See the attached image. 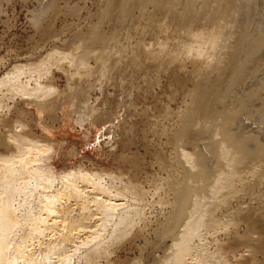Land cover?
<instances>
[{"label": "bare ground", "instance_id": "bare-ground-1", "mask_svg": "<svg viewBox=\"0 0 264 264\" xmlns=\"http://www.w3.org/2000/svg\"><path fill=\"white\" fill-rule=\"evenodd\" d=\"M133 1L143 22L140 36L147 32V36L157 38L160 29L166 31L167 23L156 22L153 17L161 10L175 31L182 29L176 40L171 37L178 40L173 41L175 45L168 40L173 47H165L168 30L166 35L162 31L163 41L147 44L141 37L127 52L130 42L124 47V40L117 36L125 53L117 41L109 45L117 37H108L100 29L91 28L80 44L72 46L73 51H61L59 59L39 63L34 68L14 64L0 79V88L2 85L5 88L0 90L3 102L0 107V264H96L101 258L109 259L108 252L100 251L102 238H109L104 236V228L112 227L108 231L111 234L106 232L111 237L116 232L121 236L129 234L136 221L134 218V222H127L131 215L127 218L126 210L130 209L126 207L131 201L132 204L145 201L141 185L133 180L125 182L112 173H104L109 180L105 185L80 170L63 169L58 177L51 159L60 142L50 139L46 128L57 115L61 118L66 115L65 118L69 117L80 127L97 125L101 118L109 117L94 105L99 99L93 104L89 102V91L103 87L106 79L111 80V72L118 71L123 64L129 65V69L153 70L154 86L162 75L179 84L176 93L170 90L173 95L167 96L168 103L175 104V110L168 106L164 111L165 120L171 123V133H166L165 128L155 130L156 134L167 135L173 150L171 159L160 162L165 172V177L160 178L161 185H166L164 193H171L172 197L165 198L169 215H165L158 232L160 237H165L163 240L170 237L172 244L162 258L154 260L156 264L234 263L231 259L237 257L233 253L235 249L227 254L220 252L221 256L209 249V239L216 240L215 234L221 231L226 243L245 249L252 263L264 264V12L263 19L256 21L249 13L253 12L252 6H259V0H205L200 4L198 0H119L121 9L125 7L129 11L120 10V13L129 15ZM150 5L155 12L148 8ZM178 8L181 10L177 11ZM36 15L31 14V18ZM38 15L40 20L42 14ZM240 15L247 18V23ZM128 17L122 18L128 20ZM30 20L33 24L35 21V27L41 26H36L39 21ZM251 24H257L256 28ZM128 29L130 32L135 27ZM127 31L123 32L124 38L135 32ZM54 71L65 76V90L61 92L49 84L53 82L50 79ZM200 74L202 78L194 81ZM143 75L147 76L146 72ZM232 92L236 97L225 106L220 96ZM5 100H11L12 105L7 106ZM31 107L35 108L43 131L39 137L33 135L28 124L34 112ZM15 112L16 117H11ZM57 178L59 183L55 182ZM127 198H130L128 204ZM214 244L219 252L222 242ZM108 248L105 245V250ZM259 254L263 257L259 258ZM234 260L239 264L238 259Z\"/></svg>", "mask_w": 264, "mask_h": 264}, {"label": "rangeland", "instance_id": "rangeland-1", "mask_svg": "<svg viewBox=\"0 0 264 264\" xmlns=\"http://www.w3.org/2000/svg\"><path fill=\"white\" fill-rule=\"evenodd\" d=\"M109 1L110 0L108 1L107 0H102V1L101 0H0V79L4 76L6 71L12 68L14 64L20 67L25 66L24 68H28L30 66L34 68L39 63H43V62L45 63L49 60L52 61L57 57H58L57 59H59L60 56L58 55H60L59 53L61 51H64L66 49L65 52H68L72 49V46L73 48H75L74 46L82 42L83 39L81 38H84L91 28L100 29V31L105 33L107 36L108 35L109 36L114 35L115 37L119 36V39L122 38L120 39V41L122 40L125 41V43L124 41H122L124 47L128 42H130L129 44L130 46L127 45L126 49L128 47H131V45H133V42L135 43L136 39L141 37L143 41L145 39V43L147 44L151 43L152 41L153 42L163 41L164 38L162 37H164L163 35L167 30L170 33L166 32L167 35L165 34L166 35L165 39L166 38L168 39L165 41L168 43L169 46H167L166 43L165 47L170 48L171 44L169 43L171 41L172 42L175 41L176 38L179 37V34L181 35L182 29L175 31L176 28H173L174 26L172 25L170 26L166 21L167 16H165L166 15L165 11L161 10V11H156V13L153 14V17L155 20L157 19L156 22L160 23V21L162 22L165 21L167 23L166 25L168 26L164 27L166 31H163L164 29L162 30L160 29L161 31L159 30L158 33L160 35L159 36L157 35L159 38L158 37L156 38V36H154L155 39L154 37L153 38L151 37L152 35L147 36L148 34L147 32H146L147 34L145 32H142L143 36L142 35L140 36L139 34H141L140 31L141 28L143 27L141 26V24L143 22H141L142 20L141 18L139 20L140 17L139 15L141 14L139 12L140 11L139 7L136 6L138 9L135 7L136 2L133 1L132 6H134L135 8L132 7L133 11L132 12L130 11L128 15L127 13L129 11L127 10L128 11L127 12L125 7H122L121 9L119 0H114V1L111 0L112 2ZM204 1L205 0H198L197 4H200ZM212 1L213 0H211L210 2ZM258 2H259L258 3L259 6L258 7L252 6L253 12L252 11L249 12L252 14V15L250 14V18L252 17V19L255 21L259 20L260 18L261 20L264 18V17L262 18L261 15L264 12L262 11L264 9L263 8L264 2L263 0H259ZM260 2L262 5L260 4ZM39 6L41 7L43 6V8ZM148 8L151 10L152 9L151 5ZM179 9L180 8H178L177 11L181 10ZM120 10L121 11L124 10L123 12L126 11L127 13L121 12L123 14L122 15L120 13ZM152 11L153 10H151V12ZM244 11L246 10L244 9ZM34 12L37 15L42 14L40 20L39 17L38 18L36 17L37 15ZM31 14L36 15L35 17L37 19H34L35 18L34 16H32L33 18H31ZM124 14L126 16H124ZM244 15H240L239 17L242 19L244 18V23H247V18ZM122 17L125 18L128 17L129 19L127 18L128 20H125V18ZM30 19L37 20L36 21L37 23L39 21L40 23L36 24V26L38 25L41 26L35 27L34 26L35 21L33 24V22ZM130 22L131 24L134 23L132 27ZM201 22H204V20ZM138 23L139 26L137 25ZM129 24L130 27L128 26ZM254 25L256 26L257 24ZM254 25L251 24L253 29L256 28ZM134 27L135 29H133ZM128 28H130L131 30L133 29L136 32V33L134 32L135 34L134 33L130 34V36L132 35L134 39H131L132 36L129 38L125 37L128 38L129 40L131 39L132 41L131 40L127 41L128 39L125 40L123 36L126 29L128 30L127 32H129ZM133 30L130 31L129 33L133 32ZM173 30L175 31L174 34L172 36H169L173 32ZM237 30L238 29L236 28V31ZM162 31L164 32V34L162 33ZM236 31L234 30V33ZM173 36L175 37V40H172L174 39ZM171 37L173 38L171 39ZM115 41H117V43ZM120 41L118 42V37L113 38L110 40L109 45H114L111 43H116L117 45L120 44V46H122L121 45L122 42ZM175 42H173L174 45ZM173 44L171 45V47H173ZM129 49H127L126 52ZM124 52H125V48H124ZM51 54L53 57H50ZM91 63L93 65L92 61ZM123 66L124 64L120 66V68H118V71L119 72L121 71L119 74L118 71L115 70L112 71L111 75L113 73L112 76L113 78L111 77V80L106 79L102 85L103 87H101L100 89L93 87L94 91L90 92L89 88H87L89 91V99H90L89 102L93 104L97 99H99V102L97 100L98 103L96 104L95 102L94 105L100 107L103 112L107 113V115L109 116L106 117L107 119L106 118L104 119L103 117L101 118L103 119V121H101L100 119L97 125L86 124L85 126L80 127L72 123L71 122L72 120L69 119V117L65 118L66 115L62 116V118L61 116L57 115L53 121L50 122L48 120L51 125L50 127L49 126L46 127L49 130L48 135L47 134L46 135L49 136L50 134L52 136V137L49 136L50 139L57 140L60 142L59 147H57L56 150L54 149L55 151L53 150L54 153L51 159L53 170L55 171V173H57L58 177L60 175L59 172L63 171V169L64 171L80 170L81 172L88 173L89 175H91L92 178H95L96 180L99 179L101 183L105 185V183L106 184L109 183V180L104 177V173H112L113 175H115L116 178L121 176L125 182H127L128 180H133L134 182L136 181V183L141 185V188H143L145 191V198H144L145 201L143 202L141 201V204L140 202L138 203L136 201V204L138 203L137 205L139 206H137V208L134 207L135 209L133 208L134 205L136 206L135 202H133L132 204V201L129 202L130 198L126 199L128 200L127 204L129 202V204L131 205L130 206L128 204V207H126V209L128 208L130 210L131 209L135 210V211L133 210L134 212L132 211L130 212V210L129 211L126 210L127 214L129 213L127 218H129L130 215L132 216V218L130 216L131 219L130 218L127 219L130 220L127 222L136 221L134 222L135 224L133 223L134 226L132 225V223H129L132 225V226L129 225L132 227V229L134 227L133 230L131 229V227H130L131 230L127 228V230L128 231L130 230L131 233L128 232L129 234H127L126 236H121L119 233L117 234L116 232L115 233L116 236L114 235L113 237H111L109 236L111 232L108 231H110V228L112 227L111 226L106 227L109 230L104 228L103 234L104 236L106 235L105 236L106 238L107 237L109 238H107L108 239L107 240L105 238H102L104 236H101V238L103 239L102 246L104 247L101 246L100 249L101 248L102 249L100 251L104 249L103 251H106V253L108 252L107 257L109 259L104 260V258H101L100 261L97 262L96 264L99 263L100 264H107V263L108 264H154V263L156 264V261L154 260H158L162 258L165 254L166 249L172 244V239L170 237H166V239L163 240L165 237H160L158 235V232L161 228L160 225L163 222H165L164 221L165 215L166 214L169 215L167 213L169 211L167 209L169 208L165 205V203H167L165 198L172 197L171 193H164L165 190L167 191V189L165 188L166 185H161L162 182L160 181V178L165 177L164 175L165 172L164 170H162L160 165L164 161L166 160L168 161L169 159H171L170 156L171 154H173L172 153L173 150L171 148L172 146L167 141L166 138L167 135L156 134L155 130L158 128L159 130L165 128L167 130L166 133L168 134L169 132L171 133V129H170L171 123L170 122L168 123L167 120H165L164 111L168 106L170 109L175 110V106H174L175 104L168 103L167 96L168 97L171 96L172 92L176 91L179 88V84L177 82L178 84L177 85L173 80V78L169 79L168 77H166V75H164L165 77L162 75V79H160L161 83L160 82L158 83L159 85L161 84V87L159 88L158 87L159 85L157 84L155 85L158 87L156 89L154 86V84H156L155 83L156 74H153V70L147 71L146 67L145 68L143 67L142 70L141 67L140 69L137 68L139 70L138 71L137 69H134V67H132L131 65L130 67L132 68L130 69L128 68L129 65L127 67L124 66L125 69L122 68ZM126 68L128 70H126ZM122 71L124 74L122 73ZM145 72L147 76L143 75L142 77L141 75L144 74ZM129 73L130 75L132 74L130 77H129ZM117 74L118 76H116ZM127 76L130 79L129 78L125 79L127 78ZM144 77L146 79L148 77V79L146 80ZM200 78H202V75L196 79L193 78V80L199 81ZM50 81H53L49 84L54 87V90L58 92L65 90L66 79L64 74L61 73L60 71H54L53 77L50 79ZM108 81H109L108 83L109 85L106 84ZM118 81H120L121 83ZM151 81H153L152 85H150ZM111 85L112 87H110ZM189 85H190L189 87H191V83H189ZM149 86H151V89H149L150 88ZM103 88H106L107 91ZM1 89H5L4 85H2L0 90ZM106 92L107 94L105 95ZM155 92L157 93V95H159L158 97L161 98L160 100L159 99L156 100V98L158 97L157 95L155 96L156 94ZM160 92L163 94H160ZM175 93L176 92H174V94ZM129 94L131 97L129 96L128 99ZM177 96L179 98V95H176V97ZM118 97L120 98V101ZM235 97L236 94L234 92L223 93L220 96V99L222 100L223 104L227 106L232 100H234ZM116 98H118V100ZM10 101L11 100L8 101L5 100L4 103H7L8 104L7 106L9 105L11 106L12 103ZM2 104L3 102L1 103L0 101V107L2 106ZM128 106L130 108H128ZM21 107H22L21 104H19L18 109H20ZM31 108L34 110V112L30 114L31 121H29L28 124L33 135L35 137H39V135L43 133V131L42 128L40 127L41 124L38 122V115L35 112V108L34 107ZM4 109L6 110V108ZM123 114H124L123 118L126 116V118L124 119L121 116ZM10 115L11 117L15 118L17 114L15 112V113H11ZM120 120L123 123L119 122ZM164 120L165 122H163ZM164 157L166 158L164 159ZM136 164H138V166H136ZM56 180L55 182L59 183L60 178L59 180L58 178ZM56 183H54V185ZM163 186L164 188H162ZM256 190L258 191V188ZM126 211L123 212L126 213ZM134 213L137 214L138 216L140 215V217L134 215ZM120 214H122V212H120ZM124 224L125 223H123V225ZM124 226L127 227V225ZM124 226H122V224L120 225V227H124ZM221 232L216 233L219 235L215 234V238H217L218 240L217 239L213 240L212 238H210L208 241V244L210 246L209 249L214 255L219 253V255L221 256V253L227 254V252L231 251L232 249H235L233 253L234 256L237 257H232L231 261L234 262L232 264L237 263L236 260L233 261V258L238 259L239 264H255L249 260L248 254L245 251V249L236 247L231 242L226 243V236L225 234H223V232L222 233ZM211 240L213 242L215 241L214 243L222 242L221 249L219 252L214 248L215 244ZM106 241L110 243L109 244L110 246H108V242ZM104 243L106 245V249L109 247L108 251L105 250ZM81 250L79 252H81ZM110 251L111 253H109ZM258 256L259 258H262L263 254H259Z\"/></svg>", "mask_w": 264, "mask_h": 264}]
</instances>
